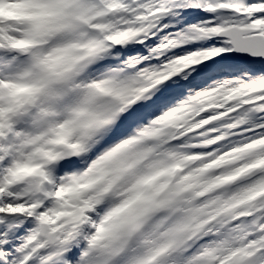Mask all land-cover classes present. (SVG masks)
I'll use <instances>...</instances> for the list:
<instances>
[{
    "label": "snow or ice",
    "instance_id": "6c2138e0",
    "mask_svg": "<svg viewBox=\"0 0 264 264\" xmlns=\"http://www.w3.org/2000/svg\"><path fill=\"white\" fill-rule=\"evenodd\" d=\"M0 10V264H264V0Z\"/></svg>",
    "mask_w": 264,
    "mask_h": 264
},
{
    "label": "rangeland",
    "instance_id": "374dc122",
    "mask_svg": "<svg viewBox=\"0 0 264 264\" xmlns=\"http://www.w3.org/2000/svg\"><path fill=\"white\" fill-rule=\"evenodd\" d=\"M0 12H2V10H0Z\"/></svg>",
    "mask_w": 264,
    "mask_h": 264
}]
</instances>
